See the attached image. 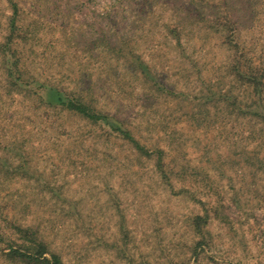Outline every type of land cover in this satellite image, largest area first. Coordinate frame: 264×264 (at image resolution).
Here are the masks:
<instances>
[{"label": "rangeland", "instance_id": "1", "mask_svg": "<svg viewBox=\"0 0 264 264\" xmlns=\"http://www.w3.org/2000/svg\"><path fill=\"white\" fill-rule=\"evenodd\" d=\"M0 264H264V0H0Z\"/></svg>", "mask_w": 264, "mask_h": 264}, {"label": "trees", "instance_id": "2", "mask_svg": "<svg viewBox=\"0 0 264 264\" xmlns=\"http://www.w3.org/2000/svg\"><path fill=\"white\" fill-rule=\"evenodd\" d=\"M54 96L56 98V100H55L56 103H66V99H65V97L62 96V92L61 91H58V90L54 91ZM69 105L72 108L78 109L79 111L83 112L84 114H86V115H88L90 117H96V118L98 117L97 115H95V113H92L90 111V109L82 102H69ZM128 134L129 133L126 130V135H128ZM133 144H134L135 148H137L138 150H139V148L142 149V150H145L144 149L145 147H143L140 143L134 142ZM159 153L162 154L163 151H159ZM159 159H160V157H159ZM159 167L164 169L162 163H161V165ZM28 255L31 256V257H34L33 254H30V253H28Z\"/></svg>", "mask_w": 264, "mask_h": 264}]
</instances>
